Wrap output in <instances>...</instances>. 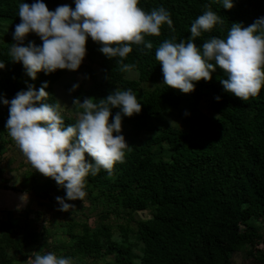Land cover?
<instances>
[{
  "label": "trees",
  "instance_id": "16d2710c",
  "mask_svg": "<svg viewBox=\"0 0 264 264\" xmlns=\"http://www.w3.org/2000/svg\"><path fill=\"white\" fill-rule=\"evenodd\" d=\"M19 2L0 0V60L6 62L0 69V96L10 100L47 81L45 100L56 104L53 85L63 69L41 70L32 79L22 62L11 60L13 32L21 21ZM45 3L50 10L62 4L75 7L74 0ZM161 5L170 11L173 25L163 24L159 35L145 34L151 49L132 45L123 59L134 68L122 70L121 58H108L90 36L86 62L79 67L88 83L76 97L98 102L116 88H131L142 103L138 114L122 120L128 142L124 158L111 170L90 173L86 195L69 200L66 210L55 199L65 190L30 161H20L26 169L19 187L7 184L0 166V189L32 193L45 210L59 214L47 219L40 210H7L0 219V264H31L33 250L70 256L74 264H234L233 254L242 251L250 264H264V84L256 95L241 99L224 90L221 78L227 74L217 66L211 80L194 81L195 89L183 93L163 83L155 56L164 40L188 38L191 23L206 6L223 23L196 37L198 47L212 36L226 38L233 22L253 23L264 14V0H234L230 9L223 0H139L146 11ZM29 40L42 44L35 32L23 43ZM202 101H208L210 113L201 111ZM117 111L114 107L113 115ZM61 114L65 125L77 120ZM171 115L177 122L166 120ZM8 116L9 106L0 101V158L9 149L22 151L6 129ZM155 116L165 121L163 127L148 125Z\"/></svg>",
  "mask_w": 264,
  "mask_h": 264
},
{
  "label": "clouds",
  "instance_id": "9594fccd",
  "mask_svg": "<svg viewBox=\"0 0 264 264\" xmlns=\"http://www.w3.org/2000/svg\"><path fill=\"white\" fill-rule=\"evenodd\" d=\"M71 5H58L50 10L45 0H20V23L13 32L11 60L22 62L27 74L36 79L38 72L57 69L76 70L86 56L89 36L99 43V51L108 58L119 57L117 63L128 71L134 65L124 63L133 44L144 43L149 49L151 41L145 34L159 35L161 26L172 27L171 13L163 5L146 11L139 0H74ZM234 0H223L224 8H232ZM222 17L211 6L200 14L190 26L191 35L179 42L166 39L155 52L161 64L163 83L189 93L196 87L194 81L211 80L217 66L226 72L221 83L226 92L241 99L256 95L264 84V14L245 26L233 22L226 38L212 36L202 46L196 37L211 30ZM35 32L42 40L36 44L27 34ZM214 61V62H213ZM6 62L0 60V69ZM48 82L37 89L29 86L20 90L10 100L0 96L9 106L6 129L33 167L53 178L65 190V196H56L62 210L71 205L69 200L86 195V177L97 174L100 168L111 170L115 162L124 158L128 147L122 132L124 116L138 114L142 103L131 89L116 88L100 98L74 97L73 105L82 111L73 124L64 123L61 104L49 103L45 98ZM79 84L74 83L73 90ZM216 100L221 97L217 95ZM117 107L115 115L112 109ZM112 118L111 121L109 118ZM115 133V134H114ZM31 264H74L70 256L57 255L42 250L32 251Z\"/></svg>",
  "mask_w": 264,
  "mask_h": 264
},
{
  "label": "rangeland",
  "instance_id": "374dc122",
  "mask_svg": "<svg viewBox=\"0 0 264 264\" xmlns=\"http://www.w3.org/2000/svg\"><path fill=\"white\" fill-rule=\"evenodd\" d=\"M86 62L84 59L82 63ZM82 65V64H81ZM88 80V79H87ZM84 79L81 71L63 69V74L60 79L53 85V91L56 95L57 103L61 104V111L65 112L68 115H71L78 119V113L82 111L78 105H73V99L76 97V92L79 90L82 91V86H85L88 81ZM74 83H78L79 87L74 89L72 88ZM69 85L70 87H67ZM81 86V87H80ZM82 88V89H81ZM81 99V98H80ZM83 100V99H81ZM200 109L203 113H210L211 110L208 106V101H202L200 104ZM161 117L155 116L148 119V125L150 127H163L165 121L160 119ZM177 118L173 115L166 118L167 121H175ZM11 159V162L8 163V160ZM20 161L28 163L29 160L22 151L18 149H9L5 156L0 158V166L3 167L2 177H5L8 181L7 184L14 185L19 187L20 181L19 178L22 175V171L26 169L25 165L20 166ZM18 166V168H16ZM86 205V202H84ZM15 209H29V210H40L44 212V217L49 219H56L59 217V214L53 215V210H45V206L40 204L38 200H35V197L32 193H26L23 191L13 190V189H0V219L5 217L7 210ZM141 215H146V212H141ZM90 217L89 221H92ZM260 247H264V244H260ZM250 259L247 258L242 251L236 252L233 254V263L234 264H250ZM31 261V260H30Z\"/></svg>",
  "mask_w": 264,
  "mask_h": 264
}]
</instances>
